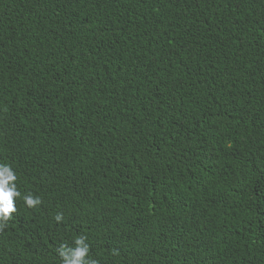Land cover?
Masks as SVG:
<instances>
[{
    "label": "trees",
    "instance_id": "obj_1",
    "mask_svg": "<svg viewBox=\"0 0 264 264\" xmlns=\"http://www.w3.org/2000/svg\"><path fill=\"white\" fill-rule=\"evenodd\" d=\"M263 102L264 0H0V264H264Z\"/></svg>",
    "mask_w": 264,
    "mask_h": 264
},
{
    "label": "clouds",
    "instance_id": "obj_2",
    "mask_svg": "<svg viewBox=\"0 0 264 264\" xmlns=\"http://www.w3.org/2000/svg\"><path fill=\"white\" fill-rule=\"evenodd\" d=\"M17 176L10 166L0 164V232L4 230L8 222L16 213V200L20 198V192L16 188ZM23 202L28 209H35L41 204L39 198H34L30 193L23 197ZM57 223L62 222L63 215L54 217ZM86 237L75 239L74 247L61 245L56 251L62 264H96V261L88 259L89 247Z\"/></svg>",
    "mask_w": 264,
    "mask_h": 264
},
{
    "label": "bare ground",
    "instance_id": "obj_3",
    "mask_svg": "<svg viewBox=\"0 0 264 264\" xmlns=\"http://www.w3.org/2000/svg\"><path fill=\"white\" fill-rule=\"evenodd\" d=\"M260 82V81H259ZM246 83V82H245ZM252 84H254V83H252ZM245 85V84H244ZM260 85V84H259ZM242 86V85H241ZM247 87V86H246ZM253 87V86H252ZM250 88V87H249ZM248 90V89H247ZM241 91V90H240ZM245 93V92H244ZM236 94V93H235ZM253 94V93H252ZM240 95V94H239ZM251 95V94H250ZM242 96V95H241ZM254 96V95H253ZM261 96V95H260ZM249 97V96H248ZM255 97V96H254ZM255 98H257V97H255ZM251 99V98H250ZM242 100V99H241ZM260 100V99H259ZM243 102V101H242ZM251 102V101H250ZM264 103V102H263ZM260 104V103H259ZM258 104V105H259ZM248 105H249V103H248ZM260 106V105H259ZM258 107V106H257ZM246 108V107H245ZM254 108V107H253ZM263 109V108H262ZM264 110V109H263ZM254 112V111H253ZM46 157V156H45ZM208 227V226H207ZM207 237V236H206Z\"/></svg>",
    "mask_w": 264,
    "mask_h": 264
}]
</instances>
